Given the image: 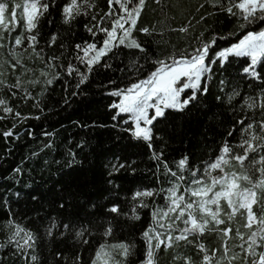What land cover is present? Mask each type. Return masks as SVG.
<instances>
[{
    "label": "snow or ice",
    "instance_id": "6c2138e0",
    "mask_svg": "<svg viewBox=\"0 0 264 264\" xmlns=\"http://www.w3.org/2000/svg\"><path fill=\"white\" fill-rule=\"evenodd\" d=\"M152 4L162 14L167 7L165 0H106V10L98 7L97 0H0V120L12 118L11 128L2 133L5 141L19 139L20 132L13 131L18 124L40 119L16 110L19 105L14 107L11 97L31 101L43 112L45 93L60 83L63 103L70 106L73 98L85 94L83 86L94 71L114 69L124 75L100 85L109 98L110 120L99 126L110 124L130 141L146 144L169 184L129 190V197L119 180L122 172L135 173V160L102 150L97 163L86 170L82 162L77 167V153L69 149L60 178L44 191L25 193L39 205L26 226L20 222L23 214L0 197V207L7 212V244L24 264H41L42 250L57 243L64 250L50 251L47 264H97L102 255L103 264H161L162 256L169 257L168 264H264V0H195L184 22L171 29L181 34L183 47L171 45L172 51L163 54L161 45L167 43L163 30L158 33L155 25L143 22L142 14ZM50 9L59 11L69 31L79 18H88L83 28L92 39L76 43L71 55L59 30L48 33L41 45L43 22L54 21ZM20 20L21 31L15 32ZM220 21L230 30L218 29ZM54 45L63 51L57 54ZM46 48L51 51L46 53ZM26 59L42 67H30ZM233 69L242 83L251 86V94L234 86L215 97L220 112L210 117L206 130L220 136L215 155L198 168L185 154L173 170L153 147L154 139L161 138L158 125L199 110L211 82L219 75L217 84L223 92L225 74ZM9 73L15 76L12 83ZM25 74H29L26 80ZM25 85L39 86V92L34 95ZM22 130L30 138L35 135L31 127ZM83 144L76 147L83 150ZM53 146L49 139L41 150ZM31 155L37 157L39 152ZM12 172L22 169L15 167ZM86 190L94 196L85 197ZM161 194L163 205L157 203ZM16 196L19 204L20 193ZM144 209L149 210L143 214L147 219L142 216ZM127 221L140 222L139 253L135 243L120 241L101 244L94 259L83 256L81 249L91 250L93 233L113 237ZM209 233L216 234V247L203 242Z\"/></svg>",
    "mask_w": 264,
    "mask_h": 264
},
{
    "label": "trees",
    "instance_id": "16d2710c",
    "mask_svg": "<svg viewBox=\"0 0 264 264\" xmlns=\"http://www.w3.org/2000/svg\"><path fill=\"white\" fill-rule=\"evenodd\" d=\"M23 0H16L22 2ZM195 3V0H165L167 7L164 13H161L159 6L152 4L147 11L142 14L143 22L149 25H155L158 33L162 32V38L167 43L161 45V52L172 51L171 45H175L177 49L183 47L185 41L181 38V34L171 31L172 28H177L185 20L187 10ZM97 5L101 10H106V0H97ZM155 9V10H154ZM19 11L22 10H18ZM54 16V21L51 25L45 20L40 29V44L45 45L47 34L59 30L64 40L68 45V55L74 51V45L81 43L84 40L92 39L84 28L83 24L88 22V18L81 17L69 31L67 25L61 23V17L58 10L50 9ZM19 26L15 32L21 31L23 21L20 20ZM216 27L223 31L230 30L231 26L225 21H220ZM15 32L13 34H15ZM143 36V34H138ZM103 34H99L98 40H102ZM159 38V36H158ZM59 54L63 49L57 45L53 46ZM51 50L46 48V53ZM127 52V50H125ZM6 56V53H5ZM128 57H125L127 62ZM25 62L28 66L33 68L42 67L38 62L32 63L27 59ZM65 65L67 61H64ZM115 63H119L116 61ZM235 63H239L236 61ZM7 67V66H5ZM83 70V67L81 66ZM38 74V73H37ZM124 73L115 71L114 69H98L94 71L90 77L89 82L83 86L85 94L77 96L70 101V106L63 103L65 92L60 83L52 86V90L45 93L43 98V112L32 107V102H23L18 97H11L10 103L15 107L19 105L16 110L22 114L30 116H40V119H28L22 124H18L14 132H20L19 139L13 140L12 137L5 141L2 133L11 128L12 118L0 120V197H4L12 204L13 210L17 213H22L20 222L22 225H27L28 221L35 216V211L39 205L32 201L30 197L25 196V193L32 192L39 189L44 191L51 187L52 184L60 178V172L64 169L66 160L68 159V150L72 149L77 153L78 164L83 163L87 170L89 167L97 163L98 154L102 151H109L119 155L121 159L127 158L135 160L133 167L136 168L135 173L131 171L122 172L119 183L123 190L128 193L129 190H136L143 186H150L154 188H167L169 186L168 180L164 175L163 166L161 165L159 171L156 168V161L151 158L150 151L147 145L143 142L130 141L127 134L114 129L109 124L108 127H100V124L107 123L110 120L108 116L106 104L109 98L103 93L105 88L101 87V83L107 81L108 78L118 79ZM227 83L224 86L223 92L218 88L217 81L220 79L219 75L211 82L209 94L202 100L199 110H193L188 116L177 115L174 119L158 125L157 131L161 133L160 139H154L153 147L156 151L163 153V159L168 162L169 167L176 170L178 160L185 154L189 156V163L195 164L198 168L202 166L203 162L207 161L209 157L214 156L216 148L220 143V136L214 135L206 131L209 124L212 122L210 117L214 113L220 112L216 107L217 95L223 96L233 90V87L242 88L244 92L251 94V86L242 83L236 76L235 69L230 73L225 74ZM29 74H25L22 79H28ZM8 82L12 83L15 76L8 74ZM35 95L39 92V86L32 88L31 85H25ZM15 91V90H14ZM71 89H69V92ZM258 91V90H257ZM10 96V94H9ZM235 102V101H233ZM0 115H3L0 112ZM79 122L77 124L76 122ZM96 121L97 126L93 127L92 122ZM88 125V127H81L80 125ZM31 127L35 133L33 137H28L26 131ZM48 131L55 133L52 137H45L41 135L42 132ZM218 132H223V128H218ZM49 139L54 141V146L51 149L42 147ZM83 141V150L76 147V144ZM235 143V141H232ZM33 152H39V156L33 157ZM15 167L22 169L21 173H13ZM20 193V202L16 203V193ZM85 197L94 196L90 190H86ZM160 204L164 203L162 194L158 200ZM44 211H48L47 208ZM149 210H142V216ZM43 212H41V216ZM7 212L0 207V261L2 264H24L23 260L15 255V249L7 244V228L6 223ZM26 217V218H25ZM147 219L148 217L143 216ZM139 221H127L123 228H118L114 232L113 237H104L101 232L93 233L90 239L91 250L81 252L85 258H95V252L100 250V245H110L120 241L132 242L136 244L137 253L143 247V242L138 230ZM215 234H207L204 238V243L209 248L216 247L219 241H215ZM64 250V245L57 243L49 245L42 250L41 264H47L51 260L50 251ZM38 251H41L38 249ZM194 259H198L195 254V249L191 250ZM136 260V257H132ZM169 257L162 256L161 264H168Z\"/></svg>",
    "mask_w": 264,
    "mask_h": 264
},
{
    "label": "rangeland",
    "instance_id": "374dc122",
    "mask_svg": "<svg viewBox=\"0 0 264 264\" xmlns=\"http://www.w3.org/2000/svg\"><path fill=\"white\" fill-rule=\"evenodd\" d=\"M20 3H23V1L22 2H20ZM182 190V189H181ZM160 199V196L159 197H157V203L158 204H160L159 202H158V200ZM164 203H162L161 205H163ZM256 206H254V208H255ZM209 234H213V233H209ZM216 235V234H215ZM215 241L217 240V241H219L218 240V238H217V236H215ZM105 251L107 252V251H109V249L108 248H105ZM103 260H104V256L102 255L101 256V258H100V260L97 262V264H103Z\"/></svg>",
    "mask_w": 264,
    "mask_h": 264
}]
</instances>
